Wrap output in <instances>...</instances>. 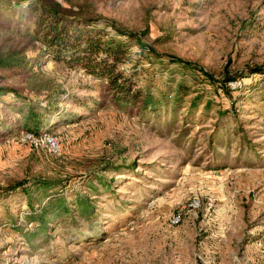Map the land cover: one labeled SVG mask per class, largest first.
Masks as SVG:
<instances>
[{
  "label": "rangeland",
  "instance_id": "obj_1",
  "mask_svg": "<svg viewBox=\"0 0 264 264\" xmlns=\"http://www.w3.org/2000/svg\"><path fill=\"white\" fill-rule=\"evenodd\" d=\"M53 1L149 31L145 40L159 52L197 68L138 64L132 47L129 60L145 73L139 85L163 94L157 112H143L30 42L24 26L0 19V47L32 63L0 81L25 97L20 106L0 102V264H264V74L252 72L264 65V0ZM198 67L235 79L225 89ZM53 97L39 133L56 137L60 154L33 147L22 121L26 99L47 106ZM38 181L51 184L46 196L11 188L25 182L34 190ZM92 185L100 190L90 194L99 199L94 217L53 222L49 241L27 240L39 230L27 215L55 196L89 194ZM177 213L182 221L173 226Z\"/></svg>",
  "mask_w": 264,
  "mask_h": 264
},
{
  "label": "trees",
  "instance_id": "obj_2",
  "mask_svg": "<svg viewBox=\"0 0 264 264\" xmlns=\"http://www.w3.org/2000/svg\"><path fill=\"white\" fill-rule=\"evenodd\" d=\"M70 11V8L53 0H0V19L8 20L9 26H24V35L30 42H40L57 61L63 62L68 67L86 70L106 88L110 98L122 104L139 106L143 112H157L163 101L161 100L163 94L157 97L151 88L139 85L145 73L142 69L136 70L137 65L134 66L130 62L132 47L139 51L138 64L147 61L154 66L185 65L192 66V69L197 68L183 59L159 52L145 40L149 31L138 33L102 17ZM27 58L29 55L24 56L21 50L0 47V74H4L0 75V81L9 78L6 74L18 75L29 72L32 63L27 61ZM198 68L207 79L219 82L225 89L228 87L227 84L235 79L228 72H225L221 79H217L205 69ZM252 72L264 74V65L253 67ZM177 86L181 91L180 94L187 92L185 78L181 79ZM11 94L16 98L9 101L10 99L7 98ZM23 99L25 97L18 90L6 86L0 87V102L4 105L10 106L18 102L20 106ZM49 99L52 102L47 106L38 99L25 100L26 114L22 121L27 132L39 134L44 123L43 117L52 113L54 103L58 100L54 97ZM191 106L194 108L196 103L192 102ZM235 116L237 117V114ZM34 125L36 131L32 129ZM7 128L10 130V127ZM98 182L106 191L115 194L109 181L100 179ZM26 185L25 182H19L11 188L12 190L21 188V192L31 199L35 196H46L51 184L47 181H38L34 190ZM90 189L91 193L77 194L76 199L70 202L63 195L55 196L42 207L41 211L27 215V220L39 223V230L33 234L28 233L27 240L31 242L38 236L41 240L49 241L52 238L50 225L53 222L64 223L68 219L75 225L77 217L83 220L94 217L99 199L91 197L98 196L100 190L98 186L93 185ZM32 204V201L29 202L33 209ZM10 219L15 220L14 216Z\"/></svg>",
  "mask_w": 264,
  "mask_h": 264
},
{
  "label": "built area",
  "instance_id": "obj_3",
  "mask_svg": "<svg viewBox=\"0 0 264 264\" xmlns=\"http://www.w3.org/2000/svg\"><path fill=\"white\" fill-rule=\"evenodd\" d=\"M26 138L35 148L46 147L51 153L60 154L61 149L58 139L49 133L30 134V132H27ZM189 206L192 208H197L199 203L198 201H193ZM181 221V214L177 213L170 219V224L177 226L181 223Z\"/></svg>",
  "mask_w": 264,
  "mask_h": 264
}]
</instances>
